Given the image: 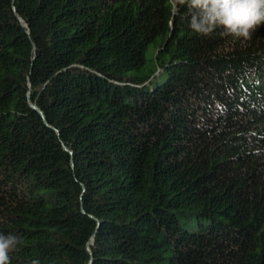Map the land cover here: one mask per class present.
<instances>
[{
	"label": "trees",
	"instance_id": "obj_1",
	"mask_svg": "<svg viewBox=\"0 0 264 264\" xmlns=\"http://www.w3.org/2000/svg\"><path fill=\"white\" fill-rule=\"evenodd\" d=\"M173 0H0L11 264H264V25Z\"/></svg>",
	"mask_w": 264,
	"mask_h": 264
},
{
	"label": "clouds",
	"instance_id": "obj_2",
	"mask_svg": "<svg viewBox=\"0 0 264 264\" xmlns=\"http://www.w3.org/2000/svg\"><path fill=\"white\" fill-rule=\"evenodd\" d=\"M188 9V26L199 35L221 29V35L249 39L264 25V0H173V10ZM20 242L17 235L0 233V264H11L9 252Z\"/></svg>",
	"mask_w": 264,
	"mask_h": 264
}]
</instances>
